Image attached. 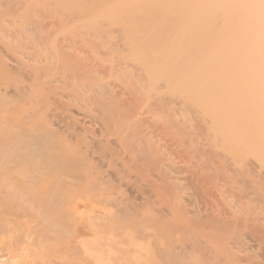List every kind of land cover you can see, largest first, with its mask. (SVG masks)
<instances>
[{
    "label": "bare ground",
    "instance_id": "1",
    "mask_svg": "<svg viewBox=\"0 0 264 264\" xmlns=\"http://www.w3.org/2000/svg\"><path fill=\"white\" fill-rule=\"evenodd\" d=\"M0 264H264V0H0Z\"/></svg>",
    "mask_w": 264,
    "mask_h": 264
}]
</instances>
